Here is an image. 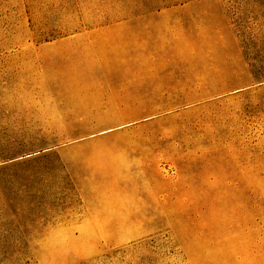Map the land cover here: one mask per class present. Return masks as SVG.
Returning <instances> with one entry per match:
<instances>
[{
	"label": "rangeland",
	"instance_id": "1",
	"mask_svg": "<svg viewBox=\"0 0 264 264\" xmlns=\"http://www.w3.org/2000/svg\"><path fill=\"white\" fill-rule=\"evenodd\" d=\"M0 264H264V0H0Z\"/></svg>",
	"mask_w": 264,
	"mask_h": 264
}]
</instances>
